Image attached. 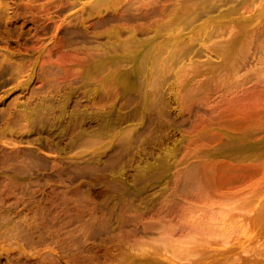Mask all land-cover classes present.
I'll use <instances>...</instances> for the list:
<instances>
[{
	"label": "rangeland",
	"instance_id": "374dc122",
	"mask_svg": "<svg viewBox=\"0 0 264 264\" xmlns=\"http://www.w3.org/2000/svg\"><path fill=\"white\" fill-rule=\"evenodd\" d=\"M1 1L0 59L25 71L0 77V115L13 111L0 123V264H264V152L244 160L222 146L264 139V0H216L184 29L172 15L97 26L122 0ZM135 1V17L200 7ZM117 27L150 39L141 72L119 59L98 73L121 55ZM23 105L33 122L18 118Z\"/></svg>",
	"mask_w": 264,
	"mask_h": 264
},
{
	"label": "bare ground",
	"instance_id": "6f19581e",
	"mask_svg": "<svg viewBox=\"0 0 264 264\" xmlns=\"http://www.w3.org/2000/svg\"><path fill=\"white\" fill-rule=\"evenodd\" d=\"M40 1V0H39ZM38 1V2H39ZM69 1V0H68ZM104 1V0H103ZM125 4L120 8V9H118L117 8V10H116V12H117V14H118V16L115 18V17H106V18H104V21L103 22H100V23H96V22H98V21H96L95 23H96V25L98 24L99 26H100V24H106L107 22H109L110 21V23H112L111 22V20H113V23L116 21V20H129L130 22H131V20L133 19L132 17H134L135 19L138 17V18H143V19H146V18H149V17H153V16H155V15H159V16H162L163 17V19H165L166 17H167V15H172V18L173 19H175V18H177V16H179L180 18H181V20H180V22H178V26L179 27H181V28H185V27H187V26H189V25H191L193 22L195 23V20H197V19H199L200 17H202L203 15H205V14H208V13H210V12H213V11H216L217 10V3L215 2L216 0H209V1H207V2H205V3H201V0H192L191 2L192 3H200V7L199 8H197L194 12H192V13H188L189 11H188V8L187 7H185V8H181L182 10H181V12H177V13H172L171 14V11H168V8L166 7V8H161L160 10H155V11H146V12H139L138 14H136V17L131 13L133 10V5L134 4H136L137 2L135 1V0H122ZM220 1V0H219ZM227 1V0H226ZM1 0H0V5H1ZM30 3V2H29ZM37 3V2H36ZM64 3V2H63ZM138 4V3H137ZM8 5V4H7ZM27 5V4H26ZM162 5V4H161ZM163 6V5H162ZM228 6V5H227ZM101 6H99V8H100ZM151 7V6H150ZM9 8V7H8ZM38 9V8H37ZM64 8H62V11L64 12L65 10H63ZM139 9V8H138ZM16 10V9H15ZM25 11V10H24ZM27 11V10H26ZM39 11V10H38ZM58 11H60V9L58 10ZM30 12H31V10H30ZM32 12H35V11H32ZM45 12V11H44ZM61 12V11H60ZM62 12V13H63ZM113 12H115V11H113ZM135 12V11H134ZM232 12H234V9H230L229 8V10L227 11V13H232ZM9 13V12H8ZM40 13V12H39ZM188 13V14H187ZM31 14V13H30ZM38 14V13H37ZM11 15V14H10ZM32 15V14H31ZM115 15H116V13H115ZM7 16H9V14H7ZM7 16H6V14H5V10H4V7H1L0 6V20L1 19H7ZM10 17V16H9ZM8 17V18H9ZM35 17V16H34ZM44 17V16H43ZM156 17V16H155ZM48 18H49V16H48ZM48 18H46V19H48ZM137 18V20L138 21H140V19H138ZM159 18V17H158ZM161 18V17H160ZM16 19V18H15ZM134 19V20H135ZM115 20V21H114ZM136 20V21H137ZM151 19H149V21H150ZM177 20H179V19H177ZM6 21V20H5ZM135 21V22H136ZM13 22V21H12ZM1 23V22H0ZM14 23V22H13ZM42 23H43V21H42ZM94 23V22H93ZM120 23V22H119ZM118 23V24H119ZM131 23H133V22H131ZM169 23H171V21L170 20H168V24ZM107 24H109V23H107ZM115 24V23H114ZM128 24V23H127ZM135 24V23H134ZM172 24V23H171ZM43 25V24H42ZM45 25V24H44ZM95 25V24H94ZM97 25V26H98ZM102 25L100 26V27H102ZM120 25V24H119ZM152 25V24H151ZM104 26V25H103ZM109 26V25H108ZM38 27V26H37ZM53 27V26H52ZM59 27V26H58ZM95 27V26H94ZM99 27V28H100ZM104 27H106V26H104ZM14 28V27H13ZM21 28H23V27H21ZM42 28H44V27H42ZM47 28H49V27H47ZM64 28V27H63ZM97 28V27H96ZM103 28V27H102ZM138 27H136V29H137ZM148 28V27H147ZM228 28V27H227ZM18 29V28H17ZM91 29V28H90ZM95 29V28H94ZM94 29H92V30H94ZM120 29H121V27H117L116 29H114L112 32H110V34H109V37L110 38H114V40H112V41H110V47H111V49H113V50H121V55L120 56H117L118 58H115L114 60H110V59H104V60H102L101 61V67L97 70L98 71V73L100 74V72L102 71V70H104L103 68H105V67H110V65H114L113 63L114 62H117L119 59H131V60H134V62H135V64H137V70H138V73L139 72H141V68H142V63L141 62H145V60H149L150 61V59H154L155 60V58L154 57H152L151 56V52L148 50V47L149 46H151L152 44H150V45H148V46H145L144 45V43L145 42H147V41H149L150 39L149 38H146V39H144V38H142V39H140V38H138L136 35H133V34H130L129 36V38L128 39H122V37H121V32H120ZM20 30V29H19ZM45 30H47V29H45ZM57 30H58V28H57ZM137 30H139V29H137ZM147 30V29H146ZM13 31V33H16V32H14V30H12ZM11 31V32H12ZM24 31V30H23ZM34 31H36V32H40V30H34ZM70 31V33L71 34H73L72 32L73 31H75V30H73L72 32H71V30H69ZM214 31V30H213ZM220 31V30H219ZM47 32V31H46ZM63 32H68V31H63ZM62 32V35L64 34ZM76 33H78L77 32V30L75 31ZM80 32V31H79ZM91 32V31H90ZM18 33V32H17ZM16 33V34H17ZM81 33H83V32H81ZM80 33V34H81ZM89 33V32H88ZM104 33V32H103ZM148 33V32H147ZM16 34H14V35H16ZM29 34V33H28ZM47 34V33H46ZM67 34V33H66ZM84 34V33H83ZM90 34V33H89ZM89 34H88V37L87 38H89ZM124 34V33H123ZM212 34V33H211ZM218 34V33H217ZM216 34V35H217ZM12 35V34H11ZM32 35V34H31ZM37 35V34H36ZM42 35H44V33H42ZM61 35V36H62ZM65 35V34H64ZM70 35V34H69ZM91 35V34H90ZM105 35V34H104ZM1 36V35H0ZM24 36H25V34H24ZM66 36V35H65ZM76 36H78L77 34H76ZM82 36H84V35H82ZM149 36V35H148ZM209 36V35H208ZM2 37V36H1ZM6 37V36H5ZM5 37L3 38V39H5ZM7 37H9V36H7ZM6 37V38H7ZM23 37V36H22ZM32 37V36H31ZM123 37H124V35H123ZM217 37H219V34L217 35ZM264 37V36H263ZM12 38V37H11ZM14 38V37H13ZM13 38H12V40H13ZM19 38V37H18ZM33 38H35V36L33 37ZM62 38V37H61ZM78 38V37H77ZM85 38V37H84ZM26 39V38H25ZM29 39H30V36H29ZM74 39V38H73ZM79 39V38H78ZM82 39H83V37H82ZM219 39V38H218ZM7 40H8V38H7ZM15 40V39H14ZM30 40H32V38L30 39ZM80 40V39H79ZM85 40V39H84ZM5 41V40H4ZM23 41H25V40H23ZM103 41V40H102ZM213 41V40H212ZM264 41V40H263ZM34 42V41H33ZM36 42V41H35ZM84 42V41H83ZM211 42V41H210ZM230 42V41H229ZM23 43H25V42H23ZM209 43V42H208ZM205 44V43H204ZM214 44V42H212V45ZM235 44V43H234ZM36 45V44H35ZM71 45H73V44H71ZM224 45V44H223ZM236 45V44H235ZM21 47V46H20ZM140 48L141 49V52H139L138 54H135L134 56H133V49L134 48ZM185 47H187V45L185 46ZM217 47V46H216ZM262 47V46H261ZM67 48V47H66ZM65 48V49H66ZM69 48V47H68ZM67 48V49H68ZM85 48V47H84ZM83 48V49H84ZM189 48V47H188ZM264 48V47H263ZM87 49V48H86ZM101 52L100 53H102L103 55L104 54H106L107 53V49H105V46H103L101 49ZM20 51V50H19ZM82 52H85V51H82ZM89 52V51H88ZM109 52H111V51H109ZM48 53V52H47ZM74 53H76V52H74ZM90 53V52H89ZM95 53V52H94ZM150 53V54H149ZM86 54V53H85ZM92 54V53H91ZM98 53L96 52V54L95 55H97ZM54 55V54H53ZM65 55V54H64ZM80 55V54H79ZM89 55V54H88ZM100 55V54H99ZM98 55V56H99ZM264 55V54H263ZM3 56V55H2ZM47 56H48V54H47ZM1 57V56H0ZM50 57V56H49ZM54 57V56H53ZM60 57V56H59ZM100 57V56H99ZM177 57V56H176ZM3 59L1 60L0 59V77H3V76H5L6 74H10L11 75V80H17L20 76L22 77V70L23 71H25V69L23 68V66H21V65H14L13 63H12V61H11V59H9V58H6V56H3L2 57ZM44 58V57H43ZM247 58V57H246ZM263 58H264V56H263ZM263 58H261L260 60L263 62ZM49 59V58H48ZM69 60V59H68ZM80 60H82V58L80 59ZM153 60V61H154ZM44 61V60H43ZM50 61V60H49ZM153 61H151L152 63H153ZM258 61V60H257ZM42 62V61H41ZM56 62V61H55ZM81 62V61H80ZM259 62V61H258ZM58 63V62H57ZM60 63V62H59ZM67 63V62H66ZM157 63V62H156ZM261 63V62H260ZM80 64V63H79ZM175 64V63H174ZM109 65V66H108ZM116 65V64H115ZM117 65H118V62H117ZM236 65H239V63L238 64H236ZM39 66H40V63H39ZM176 65H174V67H175ZM262 66V65H261ZM47 67V66H46ZM80 67V66H79ZM187 67H189V66H187ZM246 67V66H245ZM30 68H31V66H30ZM180 68V67H179ZM186 68V67H185ZM248 68V67H247ZM45 69V68H44ZM48 69H49V67H48ZM154 69L156 70V68H155V65H154ZM154 69H152V70H154ZM91 70V69H90ZM94 70V69H93ZM183 70V69H182ZM36 71V70H35ZM45 71V70H44ZM74 71V70H73ZM89 72V68H88V70H86V72ZM251 71V70H250ZM41 72V71H40ZM82 72V71H81ZM157 72V71H156ZM43 73V72H42ZM48 73L50 74V72L48 71ZM47 73V74H48ZM56 73V72H55ZM264 73V72H263ZM45 74V73H44ZM48 74V75H49ZM54 74V73H53ZM63 74H65V73H63ZM152 74V73H151ZM154 74V73H153ZM35 75V74H34ZM97 75V74H96ZM127 75V74H126ZM37 76V75H36ZM47 76V75H46ZM51 76V75H50ZM70 76V75H69ZM68 76V77H69ZM124 76V75H123ZM140 76V75H139ZM151 76H153V75H151ZM156 76V75H155ZM54 77V76H53ZM63 77H64V75H63ZM66 77V76H65ZM97 77V76H96ZM125 77V76H124ZM39 78V77H38ZM43 78V77H42ZM41 78V79H42ZM95 78V76L93 77V79ZM154 78V77H153ZM2 79V78H1ZM82 79V78H81ZM93 79H92V81H93ZM95 79H99V77L98 78H95ZM125 79L127 80V78L125 77ZM124 79V80H125ZM262 79H264V78H262ZM19 80V79H18ZM60 80V79H59ZM68 80V79H67ZM70 80V79H69ZM68 80V81H69ZM53 81V80H52ZM58 81V80H57ZM68 81H66L65 80V82L67 83ZM71 81V80H70ZM82 81V80H81ZM261 81V80H260ZM259 80L256 82L257 84H259V86H260V83H258V82H260ZM263 81V80H262ZM13 82V81H12ZM19 81H15V83H18ZM83 82V81H82ZM14 83V82H13ZM44 83V82H43ZM63 83V82H62ZM61 83V84H62ZM95 83H97V82H95ZM151 83H153L152 81H151ZM262 83H264V82H261V84ZM7 84V81L5 82H3V83H0V85L2 86V85H6ZM61 84H59V81H58V83H57V85H61ZM64 84V83H63ZM93 84V83H92ZM51 85V84H50ZM66 85V84H65ZM81 85V84H80ZM105 85V84H104ZM256 85V84H255ZM49 86V85H48ZM88 86H90V84L88 85ZM46 87H47V83H46ZM58 87V89H59V86H57ZM85 87V86H84ZM91 87V86H90ZM90 87H88V88H90ZM257 87V86H256ZM261 87V86H260ZM1 88V87H0ZM43 88H44V86H43ZM42 88V89H43ZM61 88V87H60ZM67 88V87H66ZM66 88H64V89H66ZM87 88V87H86ZM85 88V89H86ZM52 89V88H51ZM62 90H63V88H61ZM82 88L80 87V90H81ZM84 89V90H85ZM262 89V88H261ZM37 91V89H34V91ZM44 90V89H43ZM57 89H55V91H56ZM62 90H60V91H62ZM69 90V88L67 89V91ZM92 90V89H91ZM32 91H33V89H32ZM33 91V92H34ZM39 91H41V89L39 90ZM47 91V90H46ZM58 91V90H57ZM70 92H71V90H69ZM96 91V90H95ZM101 91V90H100ZM33 92H31V93H33ZM49 92H51V90L50 91H48V93ZM64 92H66V91H64ZM83 92V91H82ZM81 92V93H82ZM86 92V90L83 92V94ZM94 92V91H93ZM42 93V92H41ZM51 93H53V92H51ZM51 93H50V95H51ZM55 93V92H54ZM53 93V94H54ZM89 93H90V90H89ZM101 93V92H100ZM109 93V92H108ZM35 94V93H34ZM44 94V93H43ZM47 94V93H46ZM58 94H64V93H58ZM82 94V95H83ZM33 95V94H32ZM39 95H40V93H39ZM38 95V96H39ZM42 95V94H41ZM49 95V94H48ZM55 95H57L56 93H55ZM54 95V96H55ZM99 95V94H98ZM97 95V96H98ZM34 96V95H33ZM35 96H36V94H35ZM52 96V95H51ZM62 96V95H61ZM88 97H89V95H87ZM91 96H95V95H91ZM108 96V95H107ZM43 97V96H42ZM50 97V96H49ZM56 97H58V96H56ZM55 97V98H56ZM104 97V96H103ZM33 98V97H32ZM40 98V97H39ZM46 98V97H45ZM50 98H52V97H50ZM49 98V99H50ZM54 98V99H55ZM27 99H28V97H27ZM26 99V100H27ZM34 99H36L35 97H34ZM40 99H42V98H40ZM60 99V98H59ZM84 99V98H83ZM86 99H87V97H86ZM98 99V98H97ZM43 100H45V99H43ZM46 100H47V98H46ZM45 100V101H46ZM56 100H58V99H56ZM88 100V99H87ZM91 100V99H90ZM14 102V101H13ZM12 102V104H14ZM16 102V101H15ZM32 102V101H31ZM31 102H30V104H31ZM52 102V101H51ZM64 102V101H63ZM92 102V101H91ZM9 103H11V102H9ZM23 104L24 102L22 101V102H20V104ZM26 103V102H25ZM24 103V104H25ZM45 103V102H44ZM43 102H42V104H44ZM48 104H49V102H47ZM62 103V102H61ZM19 104V103H18ZM27 105H29V103H26ZM89 104V103H88ZM7 105V104H6ZM16 105H17V103H16ZM50 105V104H49ZM56 104H54L53 106H55ZM65 105V104H64ZM14 106V105H13ZM32 106V105H31ZM36 106H38V105H36ZM44 106H45V104H44ZM51 106H52V104H51ZM103 106V105H102ZM30 107V106H29ZM26 107V106H24L23 105V107L21 106V108L19 109L17 106H16V108L17 109H19L18 111V118H22L23 120H25L26 122H28L29 121V119L30 118H32V116L35 114V111H34V108H33V106L32 107ZM79 107V106H78ZM8 108V107H7ZM9 108H11V106H9ZM14 108V107H13ZM12 108V109H13ZM15 108V109H16ZM101 108H104V107H101L100 106V109ZM37 109V108H36ZM10 110V109H9ZM8 110V111H9ZM85 110V109H84ZM1 111V110H0ZM4 111H6V109L4 110ZM47 111V110H46ZM102 111V110H101ZM66 112V111H65ZM103 112H104V110H103ZM1 114H2V112H1ZM39 114V113H38ZM10 115H13V111L10 113V111H9V113H4V114H2V115H0V123H3V121L6 123V125H7V123H10L9 121H8V117L10 116ZM8 116V117H7ZM35 116V115H34ZM7 117V119H5ZM85 117V116H84ZM84 119V118H83ZM109 119V118H108ZM10 120H11V118H10ZM30 120H32L31 122H33V119H30ZM111 120V119H110ZM36 121V120H35ZM48 121V120H47ZM84 121V120H83ZM104 121V120H103ZM119 121H121V118H120V120ZM14 122V121H13ZM25 122V123H26ZM39 122V120H37V123ZM50 122V121H49ZM116 122V120H114V123ZM15 124H16V122H14ZM14 123H11V124H14ZM21 123V122H20ZM37 123H36V125H37ZM44 123V122H43ZM84 123V122H83ZM86 123V122H85ZM105 123V122H104ZM104 123L102 124V121H101V124L102 125H104ZM30 124V123H29ZM34 124V123H33ZM3 125V124H2ZM10 124H8V131H10V133H13L14 131L12 130L13 129V127H11V126H9ZM30 125H32V124H30ZM83 125V124H82ZM88 125V130H89V124H87ZM111 125H112V122H111ZM25 126V125H24ZM33 126V125H32ZM31 126V127H32ZM53 127V126H52ZM86 127V126H85ZM97 127H98V125H97ZM108 127V126H107ZM29 128V127H28ZM83 128V130L85 129L84 127H82ZM87 128H86V130H87ZM100 128V127H99ZM96 129H98V128H96ZM107 129V128H106ZM85 130V131H86ZM100 130V129H99ZM104 130H105V128H104ZM109 130H110V128H109ZM97 131V130H96ZM100 131H103V128H102V130H100ZM100 131H98V132H100ZM107 131L108 130H106V133H107ZM264 131V130H263ZM80 132H81V130H80ZM82 132H84V131H82ZM89 132V131H88ZM93 133V132H92ZM101 133V132H100ZM87 134H89V133H87ZM251 134V133H250ZM249 134L248 133H241L239 136H238V138H240L241 140H240V143L239 144H223L222 146H224V145H226V147L225 148H227L228 146H232V147H235V149L234 150H232L231 152H230V155L232 156V157H234V158H239V159H246V158H249L251 155H255V154H262L263 152H264V139H261V140H258V141H256V142H254V143H252L251 145H248V142H247V137L249 138V136H248ZM252 135V134H251ZM237 143V142H236ZM221 146V145H220ZM231 147V148H232ZM217 148L219 149V148H221V147H219V146H217ZM224 148V147H223ZM229 148V147H228ZM243 148V149H242ZM216 148H214L213 150H215ZM217 150V149H216ZM220 150V149H219ZM218 150V151H219ZM221 151V150H220ZM216 153V152H215ZM137 263H135V264H160V262L158 261V260H156V259H152V258H146V259H143V260H141V261H136ZM169 262L170 263H172V264H176V262L174 261V260H172V259H169ZM258 262V260L255 262V264ZM163 264V263H162ZM244 264H250L249 262H247V263H244Z\"/></svg>",
	"mask_w": 264,
	"mask_h": 264
}]
</instances>
